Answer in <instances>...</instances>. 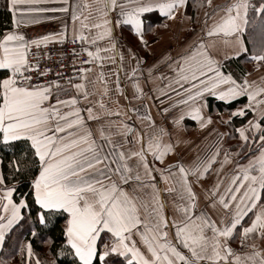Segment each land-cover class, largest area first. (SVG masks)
Returning <instances> with one entry per match:
<instances>
[{
  "label": "snow or ice",
  "instance_id": "1",
  "mask_svg": "<svg viewBox=\"0 0 264 264\" xmlns=\"http://www.w3.org/2000/svg\"><path fill=\"white\" fill-rule=\"evenodd\" d=\"M4 7L0 264H264V0ZM49 12L71 35L27 36ZM177 23L191 35L156 55Z\"/></svg>",
  "mask_w": 264,
  "mask_h": 264
},
{
  "label": "crops",
  "instance_id": "2",
  "mask_svg": "<svg viewBox=\"0 0 264 264\" xmlns=\"http://www.w3.org/2000/svg\"><path fill=\"white\" fill-rule=\"evenodd\" d=\"M227 0H213V4H225ZM48 7H59L58 3H49L47 5ZM204 11V10H203ZM209 11H211L209 9ZM48 17H53L52 19H44L39 24L35 25H25L22 26V30L25 32V34L29 37L36 36V35H44L47 33H59L63 30V26L67 25L69 30V36L71 35V28H72V22L69 14H63L59 12H49L44 14ZM203 14L200 17L201 20H203ZM194 22V20H193ZM211 23V21H209ZM199 27V25H196ZM185 27L184 25L180 24H173L171 30L169 31H163L161 30L163 40L159 45H154V51L156 55H159L166 47H172L174 52L180 51L181 47L185 43V37L190 36L191 33H187L182 31V28ZM117 39L120 40L121 44H127L131 45L133 47H136V40L135 37L132 36L127 30L123 33V39L120 37V33H117ZM138 51H141V55H147L142 50L137 48ZM250 67V65L248 66ZM134 104H139L140 101H133ZM153 114H155V109H153ZM190 136H194V133H189ZM210 140V138H209ZM209 140L204 139H195L193 144H190L188 146H181L179 149L181 152H187L186 159H191L198 153H203L209 143ZM167 195V194H165Z\"/></svg>",
  "mask_w": 264,
  "mask_h": 264
},
{
  "label": "trees",
  "instance_id": "3",
  "mask_svg": "<svg viewBox=\"0 0 264 264\" xmlns=\"http://www.w3.org/2000/svg\"><path fill=\"white\" fill-rule=\"evenodd\" d=\"M202 14H203V9L200 10V17L202 16ZM192 15H193V20L195 22L196 14L192 13ZM9 20H10L9 14L7 13V11L4 7V0H0V31H2L3 29H5L7 27H10ZM245 39L247 40V37ZM239 63L241 65L244 64L243 61H240ZM232 67L234 69L237 68V65L235 62L233 63ZM237 70H239V69H237ZM33 244H34V247L37 249V251H43V249L40 248L38 241H34Z\"/></svg>",
  "mask_w": 264,
  "mask_h": 264
},
{
  "label": "built area",
  "instance_id": "4",
  "mask_svg": "<svg viewBox=\"0 0 264 264\" xmlns=\"http://www.w3.org/2000/svg\"><path fill=\"white\" fill-rule=\"evenodd\" d=\"M48 47L51 49H57V50L63 51L65 53V57H60V56L54 54L52 57V61L60 59L64 63L71 65V63H72L71 49L74 47V45L71 43L70 40H69V42L65 43L64 45H60V44L51 45L50 44ZM33 51H35V49H33ZM77 51H79V49H77ZM83 58H84L83 56L80 57V59H83ZM52 61H49V63L51 64ZM64 71L67 73L68 69H64Z\"/></svg>",
  "mask_w": 264,
  "mask_h": 264
},
{
  "label": "rangeland",
  "instance_id": "5",
  "mask_svg": "<svg viewBox=\"0 0 264 264\" xmlns=\"http://www.w3.org/2000/svg\"><path fill=\"white\" fill-rule=\"evenodd\" d=\"M230 143H234V141H230Z\"/></svg>",
  "mask_w": 264,
  "mask_h": 264
}]
</instances>
